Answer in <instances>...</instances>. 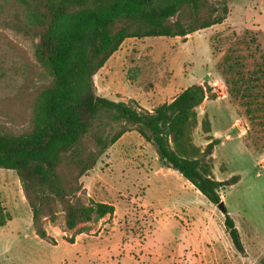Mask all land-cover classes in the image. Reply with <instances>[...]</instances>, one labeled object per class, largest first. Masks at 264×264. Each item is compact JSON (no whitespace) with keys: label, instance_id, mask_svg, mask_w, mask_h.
Wrapping results in <instances>:
<instances>
[{"label":"rangeland","instance_id":"1","mask_svg":"<svg viewBox=\"0 0 264 264\" xmlns=\"http://www.w3.org/2000/svg\"><path fill=\"white\" fill-rule=\"evenodd\" d=\"M209 2L219 11L226 6L222 23L185 38H127L92 80L96 95L144 110L170 102L190 85L210 87L215 98H205L196 108L191 142L202 151L207 142L217 140L205 160L211 177L239 176L219 195L238 230L243 254L224 231V211L168 168L154 145L131 129L78 179L76 195L82 202L111 204L113 214L67 229L57 206L52 221L42 220L47 239L35 235L15 171L0 168V201L10 216L0 227V263L264 264V116L249 120L242 100L228 94L218 68L232 48L240 50L247 70L259 59H251L253 46L246 50L238 44L247 38L245 32L256 36L258 51L264 53V0ZM54 4L55 0H0V132L27 130L37 95L52 82L37 51V34ZM12 19L27 25L28 34L6 26ZM104 123L91 127L80 140L81 155L96 153L94 132L108 139L123 128V122ZM73 166L69 160L61 164L71 185Z\"/></svg>","mask_w":264,"mask_h":264},{"label":"trees","instance_id":"2","mask_svg":"<svg viewBox=\"0 0 264 264\" xmlns=\"http://www.w3.org/2000/svg\"><path fill=\"white\" fill-rule=\"evenodd\" d=\"M226 14L225 5L219 11L209 0H55L48 22L37 34V51L51 72L52 82L37 95L33 122L27 130L20 134L0 132V168L15 171L36 236L47 239L42 220L52 221L57 206L67 229L113 214L111 204H84L76 195L80 192L78 179L107 147L131 129L150 141L162 162L213 205L220 202L219 190L239 181L238 175L225 180L210 176L205 160L217 140L207 142L202 151L191 142L196 108L205 98H215L210 87L190 85L170 102L144 110L96 95L92 80L127 38H185L222 23ZM6 26L19 33L29 32L28 26L17 19ZM244 35L247 38L238 44L246 50L253 46L251 59L259 57L252 68H244V56L238 48L228 50L218 68L228 94L242 100L245 113L254 121L264 116V53L258 51L255 35ZM101 122H123V128L108 139L94 132L91 140L96 153L81 155L80 140ZM67 160L76 170L74 185L61 170ZM9 220L0 201V227ZM223 227L233 248L243 254L238 230L225 209Z\"/></svg>","mask_w":264,"mask_h":264},{"label":"water","instance_id":"3","mask_svg":"<svg viewBox=\"0 0 264 264\" xmlns=\"http://www.w3.org/2000/svg\"><path fill=\"white\" fill-rule=\"evenodd\" d=\"M217 207L221 209L222 211H224V205L221 201L217 204Z\"/></svg>","mask_w":264,"mask_h":264}]
</instances>
